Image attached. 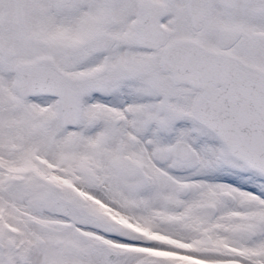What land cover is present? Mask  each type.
<instances>
[{
	"label": "snow or ice",
	"instance_id": "snow-or-ice-1",
	"mask_svg": "<svg viewBox=\"0 0 264 264\" xmlns=\"http://www.w3.org/2000/svg\"><path fill=\"white\" fill-rule=\"evenodd\" d=\"M0 264H264V0H0Z\"/></svg>",
	"mask_w": 264,
	"mask_h": 264
}]
</instances>
